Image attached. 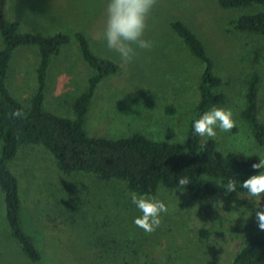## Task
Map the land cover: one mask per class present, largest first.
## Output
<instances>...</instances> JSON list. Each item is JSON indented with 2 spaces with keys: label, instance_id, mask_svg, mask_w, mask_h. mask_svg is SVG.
<instances>
[{
  "label": "rangeland",
  "instance_id": "obj_1",
  "mask_svg": "<svg viewBox=\"0 0 264 264\" xmlns=\"http://www.w3.org/2000/svg\"><path fill=\"white\" fill-rule=\"evenodd\" d=\"M107 4L108 0H6V17L19 23L20 32L70 36L50 62L45 111L74 119L71 101L92 74L73 37L82 31L95 55L120 68L94 92L85 124L88 136L118 139L137 133L164 141L171 131L169 141L183 144L200 97L203 65L170 28L171 21L180 20L204 43L216 75L223 80L216 92L224 93L226 102L215 107L231 109L236 120L230 132L217 128L214 138L199 136L200 140L213 139L222 153L264 159L263 148L240 116L252 73L260 77L264 116V36L239 32L233 26L236 18L261 8L223 9L217 0H157L144 35L153 47L138 49L136 58L125 63L107 48L103 34ZM38 61L36 46H26L14 52L9 64L6 86L25 106L36 89ZM8 166L19 182L23 228L42 256L37 264H229L244 246L247 233L264 235L258 227L257 205L249 198L224 209L227 221L219 223L217 234L203 237L199 231L206 223L194 203L184 194L159 190L151 196L162 200L168 211L161 213V225L146 233L134 223L142 213L122 182L82 172L64 174L41 147L21 148ZM0 264H33L10 237L1 189Z\"/></svg>",
  "mask_w": 264,
  "mask_h": 264
},
{
  "label": "trees",
  "instance_id": "obj_2",
  "mask_svg": "<svg viewBox=\"0 0 264 264\" xmlns=\"http://www.w3.org/2000/svg\"><path fill=\"white\" fill-rule=\"evenodd\" d=\"M217 3L219 7L230 10L261 8L257 13L236 18L233 26L239 32L264 36V0H217ZM5 5L6 0H0V189L10 237L27 261L37 264L42 256L23 228L19 182L8 166L21 148L41 147L54 158L62 173L82 172L104 181L116 180L137 195L151 196L159 190L184 194L194 203L197 215L206 223V227L199 231L203 237L217 234L219 223L227 221L222 215L224 209L248 201L241 184L250 176L259 174L261 170L253 169L252 165L258 163L260 157L241 152L222 153L213 139L201 141L194 133V121L211 108L224 104L226 95L216 92L223 85V80L216 75L204 43L183 21H171L170 28L190 55L203 65L199 80L200 97L184 143H171V131L164 141H152L137 133L118 139L95 138L85 131L89 106L98 84L117 74L119 66L110 59L95 55L85 33L76 31L73 37L92 74L85 89L71 101L73 120L45 111L50 62L61 47L69 43L70 36L60 32L52 36L20 32L19 23L7 19ZM26 46H36L39 56L35 70L36 89L28 106L15 99L6 86L13 54ZM259 83V75L252 73L247 81L245 104L240 116L249 127L255 143L264 150V116L260 111ZM16 110H21L23 115L14 117L12 113ZM181 177L188 178L190 184L179 185ZM229 180L235 181L237 191L226 193ZM244 242L229 264H264V235L247 233Z\"/></svg>",
  "mask_w": 264,
  "mask_h": 264
},
{
  "label": "clouds",
  "instance_id": "obj_3",
  "mask_svg": "<svg viewBox=\"0 0 264 264\" xmlns=\"http://www.w3.org/2000/svg\"><path fill=\"white\" fill-rule=\"evenodd\" d=\"M156 4L157 0H108L104 38L107 48L117 53L125 63L136 58L138 49L151 50L153 47V42L145 39L144 35L149 14ZM12 115L19 118L23 112L16 110ZM235 126L236 120L231 109L213 107L194 121L193 130L200 137L214 138L217 128L221 132H230ZM252 168L261 171L244 180L241 187L246 190L247 198L257 205L255 214L258 227L264 230V210H261V202L264 201V159L259 158ZM178 184L186 186L190 181L181 177ZM225 189L226 193L237 191L235 181L229 180ZM131 201L142 213L135 218V225L146 233L154 232L161 225V213L168 211L166 204L155 196L137 195L135 192L131 193Z\"/></svg>",
  "mask_w": 264,
  "mask_h": 264
},
{
  "label": "crops",
  "instance_id": "obj_4",
  "mask_svg": "<svg viewBox=\"0 0 264 264\" xmlns=\"http://www.w3.org/2000/svg\"><path fill=\"white\" fill-rule=\"evenodd\" d=\"M46 86H47V83H46ZM45 95H46V89H45ZM45 98H46V96H45ZM45 101V100H44Z\"/></svg>",
  "mask_w": 264,
  "mask_h": 264
}]
</instances>
